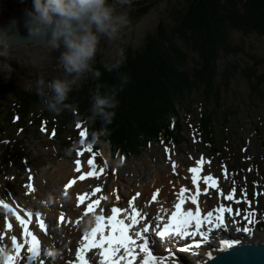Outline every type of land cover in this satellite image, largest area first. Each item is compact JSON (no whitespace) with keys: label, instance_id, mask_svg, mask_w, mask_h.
I'll use <instances>...</instances> for the list:
<instances>
[{"label":"rangeland","instance_id":"374dc122","mask_svg":"<svg viewBox=\"0 0 264 264\" xmlns=\"http://www.w3.org/2000/svg\"><path fill=\"white\" fill-rule=\"evenodd\" d=\"M138 2L143 4L134 7V4ZM168 3L169 0H131L129 5L118 7L127 12L130 24L121 32L118 40L109 41L101 37L93 61L95 62L96 58L99 57L100 62L107 68L122 64L124 54H121L120 50L123 49L124 43L131 45L133 49H139L144 45L147 36L156 31L162 20L167 24L169 23ZM15 4L17 6L14 8L18 10L22 7L29 11L32 10V0H15ZM145 6L150 7L148 12L143 16H138L137 10ZM130 14L135 18L134 21ZM0 16L3 17L2 12H0ZM233 39L234 43L238 42L236 44L240 46L242 51L236 55H224L219 64L220 70L230 66L229 63L237 62L238 65L242 66L241 68L247 65L253 66L259 72L264 71V62L254 64V61L247 56L255 55L264 60V36L236 33ZM58 55V52L49 51L44 44H29L14 48L11 58L6 61L4 58H0V83L14 80L19 88L37 92L38 79L43 78L45 82H48L54 77L63 75V70L57 63ZM88 77L96 78L97 76H94L92 72L84 73L72 88L80 87ZM221 80L222 86H224V80L222 78ZM227 81L228 87L223 88L221 101L230 103L231 105L227 107L236 113L227 118L222 111L219 113L218 138L222 139L219 133L224 135L223 138L227 140L226 143H229L227 145L230 147L228 150L224 147V150H227L225 151L227 156L225 161L217 155L211 154L203 139L198 136V131L195 128V113L188 117L190 126L187 123L183 132L187 139L185 143L177 147H168L165 144L154 142L150 147H144L138 155H130L129 157L119 155L115 158L107 154L110 145L105 141L100 146L99 152L94 148L88 152L86 151L87 146L81 145L70 156L67 155L66 150L71 145L70 141L74 139L71 136L72 132H69L72 130L71 126L67 136L64 135L65 140L60 143L59 139L53 136L52 127L38 126L36 121H30L34 115L25 119L20 117V120L16 117L11 122L0 115V153L6 152L4 158L6 164L2 167L0 162V201L5 200L6 202L7 200L9 203L20 204L28 208L30 204H33L35 208L42 206L45 209L47 207L46 197L48 196L62 206V202L59 201L61 198L60 189L68 177L77 174L75 162L79 160L81 163H86V160L88 161L91 157L95 158L97 165L94 167L96 173L91 176L89 181L91 183H89L88 188L92 185L107 183L108 193L111 191L110 193L113 194L115 187L119 184L120 186L123 185L119 190L122 195V192H125L123 187L127 190L132 188L133 192L129 193L131 195L134 191H139L141 186L152 183L153 176L160 175L164 171H169L166 175L170 176L171 179H177L180 176L184 185L193 191L191 178L184 177L182 169L186 168L190 171L193 167H198L203 171V177L210 176L218 183L216 189L213 188L211 182L203 184L204 206H207L209 210H217L221 207L231 210L230 213L226 211L231 222L230 227H232L230 234L237 236V238L245 237L246 239L264 241V237L255 232L258 220L264 219V112L258 114L252 108L255 103L260 105L259 99L261 98L256 97V99L251 100L248 97L245 92L248 83L240 75L235 74ZM12 100L13 96L11 95L3 98L0 109H8ZM263 104L262 102L261 105ZM198 108L199 106H196L195 112L198 111ZM42 110V107H39L36 112L39 113ZM184 115L188 114L179 109V116L184 118ZM220 122H225L226 127L222 126L223 124L221 125ZM219 139H217L218 143ZM66 141L68 143H64ZM166 149L167 151H165ZM78 152L80 155H77ZM118 162L120 163L117 164ZM173 162L176 165L175 171H173ZM67 168L70 171L67 172ZM101 168L104 169L103 172L100 171ZM42 173L48 175L45 180L51 188L47 189L44 199L36 200L28 185L32 180L41 178V175H44ZM84 183L86 184L87 181ZM115 183L116 185H114ZM255 191H257L256 195ZM241 193L251 200L250 202L246 201L245 207L251 210L249 206L251 203L254 213L252 216L245 212L243 204L239 203ZM69 199L67 198V200ZM2 207L3 205L0 204V222L5 228L7 219L1 218V216L8 214ZM245 216L252 221L251 224L248 223ZM245 226L250 228L248 235H244L243 231H236L237 228L243 229ZM218 237L219 233L214 235L210 243L216 244ZM207 247L205 250L201 249L203 250L201 251L202 254L206 253Z\"/></svg>","mask_w":264,"mask_h":264},{"label":"trees","instance_id":"16d2710c","mask_svg":"<svg viewBox=\"0 0 264 264\" xmlns=\"http://www.w3.org/2000/svg\"><path fill=\"white\" fill-rule=\"evenodd\" d=\"M140 4L143 3H135L134 7ZM167 6L171 21L167 24L162 20L139 49L124 43V62L118 67H105L99 57L91 62L99 76L88 77L80 87L72 88L65 101L69 108L58 115L49 112L37 92L23 90L14 80H9L0 83V107L1 100L8 95H12L13 100L8 110L2 108L1 112L8 119L14 115L23 119L34 115L30 121L49 124L59 137L64 136L70 126L90 133L102 125L99 118L87 121L91 115V94L97 88L103 93L116 87L115 116L112 123L105 126L108 134L100 138L109 141L114 154L136 155L152 142L170 146L186 142L183 132L186 124L190 125L189 115L195 113L199 136L211 153L225 158L219 144L229 143L220 133L222 139L218 138L219 113L222 111L225 118L236 113L227 107L230 103L221 101L223 88L228 87L227 79L235 74L243 77L248 83L245 88L248 97L261 98L260 105L255 103L252 108L262 114L264 71L247 65L241 68L237 62L220 70L219 64L224 55L242 51L238 42L234 43V34L264 36V0H169ZM149 8L138 9L137 15L143 16ZM247 56L254 64L264 62L255 55ZM124 74L128 79L121 87L120 77ZM196 106L199 108L195 112ZM39 107L43 112H36ZM179 109L188 114L184 115L187 122L182 121ZM77 123L82 128H76ZM220 124L226 127L225 122ZM259 226L264 230V221H260Z\"/></svg>","mask_w":264,"mask_h":264},{"label":"clouds","instance_id":"9594fccd","mask_svg":"<svg viewBox=\"0 0 264 264\" xmlns=\"http://www.w3.org/2000/svg\"><path fill=\"white\" fill-rule=\"evenodd\" d=\"M131 0H32V10L27 13L30 18L31 32L44 36V46L52 52H58L57 63L63 75L48 82L43 78L37 80V95L49 112L59 114L70 107L65 103L72 86L87 72L99 76L92 69V61L97 52L101 37L109 41L120 39L130 20L126 11L118 6L129 5ZM13 47L4 36H0V58H11ZM121 54L123 49L120 50ZM114 67H118L114 65ZM127 75H121V87L127 83ZM117 88L112 87L101 93L97 88L90 98L88 122L97 118L102 121L99 129L93 130L84 140L83 145L96 148L102 145V136L108 134L105 127L112 123L113 111L117 106ZM81 146V141L74 142L66 150L71 155ZM91 223V220L86 222ZM0 259L11 253V249L2 247Z\"/></svg>","mask_w":264,"mask_h":264},{"label":"snow or ice","instance_id":"6c2138e0","mask_svg":"<svg viewBox=\"0 0 264 264\" xmlns=\"http://www.w3.org/2000/svg\"><path fill=\"white\" fill-rule=\"evenodd\" d=\"M76 128L80 129L82 128V125L80 123L76 124ZM54 135V133H53ZM81 145H83V142L85 140L86 132L80 131L79 133ZM92 148L87 147L86 151L91 152ZM167 151V149L165 150ZM77 155H80V152L77 153ZM77 170H79L80 167V161L77 160L76 162ZM200 163L199 161L197 162ZM88 168H93V160L89 159L87 161ZM173 171H175V163L173 162ZM101 172L104 171L103 168L100 169ZM191 172L194 174L198 171L197 168L190 169ZM88 176H92V171H87L86 173ZM31 179V177H29ZM81 179H83V176H81ZM205 184H208L209 181H212V177L206 176L202 178ZM71 183V181L69 182ZM193 185L197 183L196 176H193L192 179ZM214 184L215 182L212 181ZM29 190H33L31 185H28ZM89 191H93V189H89ZM94 191L99 192L100 188L97 186ZM185 189L181 188L180 193H184ZM205 191L207 189L205 188ZM139 195V194H137ZM230 199V197H228ZM80 200H84L85 197L83 195L79 196ZM95 205L97 207L94 209L93 202L89 201L86 204V211L82 212V216H86L89 213H92L94 216L95 226L91 227L90 232H84L82 236V240L85 241L81 246H78L75 249V261L76 264H96V258L94 255L89 256L87 260L84 258L83 253L86 252L88 249H100L103 245L107 244L108 247L106 250L100 252V256L103 257V264H120V261H123L125 257H128L127 264H165L166 260L171 259V252H169L168 257L163 256H155L153 253L149 250L148 247V238L144 235L146 233H149V226L147 224L143 225L140 230H136L133 228V225L137 224V216L140 217V219L144 218V214L140 212H134L133 215L130 217L131 222L126 224L123 219H117V213L122 212L123 210L118 207H111L110 208V214L105 217L104 216V209L100 205V200L104 199V197L100 198H93ZM152 199H156V195L153 194ZM128 203L131 205L132 201H128ZM192 203L195 204L196 200L193 199ZM0 204L3 205L5 209L8 208V205L6 203H3V201H0ZM176 211L171 214V218L169 219V222L164 225L163 230H155V234L157 236H160L161 239H163L165 236H167L171 230L172 235L180 240H184L186 237H194L196 235H200L204 239H207V232L200 231L201 228V219H199V211H197L196 215L194 216L191 212L188 213H181L180 208L181 205L177 203L175 205ZM220 212H231L230 209H226L224 207H221L219 209ZM238 214V213H237ZM254 214V213H253ZM15 215V213H13ZM24 219L21 218L20 215H15V220L19 222L21 226H23V240L22 242L18 243L17 239L19 236V229H17L16 235H11V245L13 251L8 254L7 256L0 259V264H20L22 256H26L28 259H31L33 261H37L38 257H41V249H42V240L38 238V234L40 231L46 230V224L44 223V220L41 216V214L36 211H25L23 213ZM64 214H61V219L63 220ZM34 218L33 223L38 221V230L37 234H34L32 230H29L26 219ZM213 218V212L209 211L206 216L203 218V221L208 222L209 224H213L215 227L219 228L223 226V220L219 215H216L214 220ZM159 219V218H158ZM245 219L248 220V217L245 216ZM107 222V225L111 229L109 235L105 237L104 235V225L102 224L103 221ZM192 221H195V231L189 232V226L192 223ZM69 223H73V221L69 220ZM81 222V218H77L74 222L76 225H79ZM115 222V223H113ZM235 223V221H233ZM248 223L251 224L252 221L248 220ZM8 228H11V225H6ZM171 226V228H170ZM132 228L131 234H129V229ZM236 231H243L244 233L248 234L250 232V228L245 226L243 229L237 228ZM99 234V240L97 241L95 239L96 234ZM3 241V237H0V242ZM242 243L240 239H227L223 240L220 246L221 252H227L228 250H233L237 246H239ZM200 246L199 242H194L191 245L186 244L184 247L180 248V251H187L191 247L198 248ZM46 247H51V245H46ZM22 249H26L24 252H22ZM122 250V251H121ZM71 251V250H70ZM0 252H3V248L0 247ZM117 253H120L119 257L117 259H113V257H116ZM44 255L51 257L53 255L52 252L46 251ZM139 255V259H137V256ZM38 264H43L42 260L38 261ZM71 264V262H70Z\"/></svg>","mask_w":264,"mask_h":264},{"label":"bare ground","instance_id":"6f19581e","mask_svg":"<svg viewBox=\"0 0 264 264\" xmlns=\"http://www.w3.org/2000/svg\"><path fill=\"white\" fill-rule=\"evenodd\" d=\"M16 6L17 5L15 4V2H9V0L8 1L7 0H0V12H2V16L3 17L6 16V10L14 11L15 10L14 7H16ZM22 8L24 9V7H22ZM3 17L0 16V19ZM107 154L110 156V150L107 152ZM119 163L120 162H118L117 164H119ZM116 167L118 168V166H116ZM68 171H70L69 168H67V172ZM87 171H92L93 174L96 173L94 168L89 169L87 164L82 165V173L80 174V177L77 179L74 187L71 188V190H70V192L72 193L73 196L69 200L64 199L65 206H66L65 208L59 209L58 206H56V202H54L48 196L46 197L48 207L45 210H42L38 207L37 211L46 220L48 226L50 227V235L49 236H45V235L41 234L40 232H39V236L44 240L46 245H51V247H46V249L42 253L41 257L37 258V261H33L31 259H28L26 256H22L20 263H22V264L23 263L38 264V261L42 260L43 264H45L46 258H48V256L44 255V253L46 251L53 252L55 250V255L52 258H55L56 256H59V257L56 258V260L51 259V261H53V263L48 262L47 264H65V260H63V258H61L65 254L63 252V248H62V245L60 244V241H58V238H59V240H63V239H62V236H60V234L58 236L57 228L56 227L54 228L55 222L53 219H55L54 218L55 216L58 219V217L61 214H64L66 222L69 220L73 221V223H67V224L65 223V225L61 229V234L62 235L67 234L68 238L71 239V243L69 244V246H71L72 243L75 244L77 239H78V236L80 235L81 231L83 230V227L87 224L86 222L92 219V217H86V218L83 217L84 221L82 224L80 223L79 225H75V223H74L75 219L78 217V214H79V210L75 207L74 198H75L76 193L79 192V190L84 189L86 187L84 185L83 180H87L88 178H91V176H88L86 174ZM167 172H169V171H167ZM167 172L164 171V172H161L160 175H154L153 176L154 179L152 180V183L150 182L149 184H145L144 186H141V189L139 191H137V190L134 191V194L137 192L134 195L135 204L137 207L142 208L144 216H145L144 211L146 209L154 210L153 215H155V214H157L158 209H162V212L166 211L167 207L172 205V203L174 202V199H176V197H178V196L189 197V196H191V194H194V193H191L189 187L184 185L183 179H180V176H178L177 179L172 178L173 179L172 180L170 176L168 177V175H166V174H168ZM182 172H183V176L191 178V181L193 179V176L195 175L196 179H197L196 185H198L199 179L201 180L202 183H204V181L202 179L203 178L202 170H200V172H198V173L196 172L194 174L193 172L189 171L188 169L183 168ZM42 174H44V173H42ZM62 174H61V177L63 176ZM47 176H48L47 174L41 175V178L38 177L37 179H34L30 183V185L32 186V189H33V190H31V192L33 193L36 200L44 199L46 196V193H47V189L51 188L48 184H46L45 178ZM81 176H83V179H81ZM89 183H91V182H89ZM114 185H116V183ZM118 185L119 184H117V186L115 187V192L113 193L114 194L113 198H115V199L110 197L112 199L113 203L111 205H109L108 203H103L101 205V207L105 208L107 205H109V206L115 205L116 206V205H118L119 201L122 202V200H124V198H126V196L129 193L133 192L132 188H128V190H127V189H125V187H123L122 189L125 192H122L123 193V195H122V194H120L119 190H120V187H122L123 185H121V186L120 185L118 186ZM152 187H153V190H155V189L161 190L160 195L158 196V201L156 202V205H154V204L149 205V202H148L149 199L148 200L146 199L147 195L153 191V190H151ZM181 188L185 189L184 193H182V194L180 193ZM105 190L108 193L106 187H105ZM110 192L108 194L105 193V195H110ZM64 193H67V190L62 189L60 191V194L63 195ZM203 193H204V188H203V185L201 184L200 192L195 193L196 197L198 199L195 207H196V209H201L204 212H209L210 210L208 209V207L204 206V202H203V198H202ZM137 194H139V195H137ZM51 196H52V194H51ZM132 196L133 195L130 196V194H129L127 198L132 197ZM150 197H152V195H150ZM34 208L35 207L33 204H30L29 209H26L22 206H20V207L13 206L12 207V209L14 210L13 213H15V215H20L22 219L25 218L23 215V213L25 211L30 210V211L35 212ZM56 208H58V212H57ZM13 213H10L8 215V222L13 224L12 229H10V230L2 229L1 225H0V229H1L0 230V237H3V241L0 242V247L9 248V249H11V252L13 251L12 245L10 244L11 243V239H10L11 235H16L17 229H19V233L23 231V226H21L19 224V222L15 220V215H13ZM216 215H219L222 220H226V218H227L225 212L216 211ZM216 215H214L213 218H215ZM33 219L34 218L26 219V222L29 223L28 228H29V230H32V231L34 229H37V227H35V223H33ZM226 224H227V220H226ZM211 226H214V225L211 224ZM219 228H220L221 232L223 233L222 239H219L216 244H210L209 249L206 251L205 254H200V253H198V251L195 252L197 254H195V257L193 258L194 260H190V261L185 262L183 264H203L206 261H208L210 258H212L214 255H216L220 251V246H221L222 241L230 238L229 234H228V231H230L229 227L223 225L222 227H219ZM259 235L264 237V233L259 234ZM23 238H24L23 235L20 233L18 236L17 242L18 243L22 242ZM25 250L26 249H24L23 252Z\"/></svg>","mask_w":264,"mask_h":264},{"label":"water","instance_id":"95a60500","mask_svg":"<svg viewBox=\"0 0 264 264\" xmlns=\"http://www.w3.org/2000/svg\"><path fill=\"white\" fill-rule=\"evenodd\" d=\"M28 12L6 10V16L0 20V36H4L13 49L29 44H44L42 34L31 32ZM205 264H264V244L241 243L233 250L218 253Z\"/></svg>","mask_w":264,"mask_h":264}]
</instances>
